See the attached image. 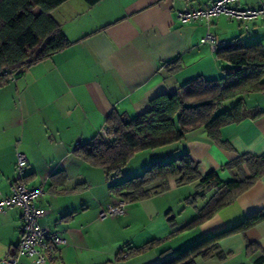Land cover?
Masks as SVG:
<instances>
[{"label":"crops","instance_id":"0c3cea01","mask_svg":"<svg viewBox=\"0 0 264 264\" xmlns=\"http://www.w3.org/2000/svg\"><path fill=\"white\" fill-rule=\"evenodd\" d=\"M213 0H99L93 6L68 0L53 11L71 43L64 50L23 71L0 88V197L11 194L15 152L27 158L26 183L42 187L36 206L45 211L40 227L57 232L66 244L46 264H161L196 242L233 229L255 213L264 212V175L212 217L188 227L214 195L190 204L200 188L169 180V189L151 198L127 202L121 215L100 217L120 198L109 187L140 177L156 161L167 162L188 153L201 176L216 171L232 179L225 166L241 155H264V116L220 130L229 150L211 142L203 129L190 131L182 142L137 153L121 176L109 181L76 153L78 145L93 141L112 112L130 119L149 108L162 93H174L186 83L223 77L226 64L216 60L201 39L210 32L226 44L241 39L245 46H264V20L249 30L225 17L181 24L176 12L205 7ZM257 8L264 0H241ZM248 107L264 112V93L243 97ZM236 100L222 104L227 110ZM246 176L248 171L244 168ZM22 212L12 208L0 214V264L16 251L21 238ZM153 242L142 254L129 250ZM248 243L256 252L246 254ZM223 259L196 257L194 264H256L264 256V221L243 233L222 238ZM120 253V255H118ZM18 264H31L19 258Z\"/></svg>","mask_w":264,"mask_h":264},{"label":"trees","instance_id":"16d2710c","mask_svg":"<svg viewBox=\"0 0 264 264\" xmlns=\"http://www.w3.org/2000/svg\"><path fill=\"white\" fill-rule=\"evenodd\" d=\"M67 1L0 0V88L18 72L71 45L51 15ZM82 1L93 6L99 0ZM35 9L39 12L35 13ZM215 57L219 63L226 64L222 78L213 81L198 78L181 86L177 92L159 94L150 101L148 110L134 119L112 112L105 124L111 136L101 142L96 136L90 143L78 145V156L90 166L100 168L111 181L121 176L123 168L137 153L178 144L190 131L203 129L211 142L229 150L231 147L220 136L223 127L264 116L257 107H248L243 101L245 95L264 93V46H245L241 39H235L217 49ZM232 100H236L233 106L220 111L223 103ZM225 169L233 175L229 181L221 180L216 171L201 176L198 164L185 152L167 162L151 163L140 177L110 186L109 193L124 202H137L166 192L171 179L178 186L197 182L199 191L186 202L192 204L196 198L203 197L206 190L215 191L188 227L197 226L264 175V155H241ZM262 221L264 212L252 214L233 229L204 238L161 264H194L196 257L223 259L225 256L218 246L222 238L243 233ZM154 244L150 242L129 250L126 258L142 254ZM256 249V245L248 243L246 254H253ZM256 264H264V256Z\"/></svg>","mask_w":264,"mask_h":264},{"label":"built area","instance_id":"2783aa9c","mask_svg":"<svg viewBox=\"0 0 264 264\" xmlns=\"http://www.w3.org/2000/svg\"><path fill=\"white\" fill-rule=\"evenodd\" d=\"M225 17L238 23L244 31L249 30V25L256 20H264V4L257 8H248L241 4V0H213L205 7L196 9L184 8L176 12V20L181 24L191 23L196 20H205L209 26V20ZM202 44H208L211 51L226 45L217 40L214 34L207 32L201 39ZM99 142L111 136L110 129L104 125L97 133ZM27 158L21 152H15L14 177L11 186V194L0 197V214L19 208L22 212L21 238L13 255H7L4 264H18L19 258H25L31 264H46L48 258L57 249L66 244V241L57 233L46 230L38 224L44 217L45 211L36 206L37 201L44 195L42 187L29 188L26 183ZM127 202L120 201L116 205H107L100 213V217H114L121 215Z\"/></svg>","mask_w":264,"mask_h":264},{"label":"rangeland","instance_id":"374dc122","mask_svg":"<svg viewBox=\"0 0 264 264\" xmlns=\"http://www.w3.org/2000/svg\"><path fill=\"white\" fill-rule=\"evenodd\" d=\"M35 13H38L39 12V9H35L34 10ZM51 15H53V12L51 13ZM16 75V74H15Z\"/></svg>","mask_w":264,"mask_h":264}]
</instances>
